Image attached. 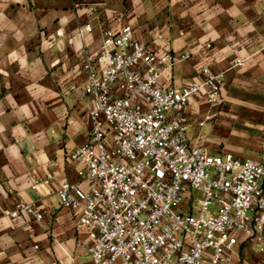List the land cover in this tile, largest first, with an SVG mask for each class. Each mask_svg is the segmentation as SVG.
<instances>
[{"label": "crops", "instance_id": "obj_1", "mask_svg": "<svg viewBox=\"0 0 264 264\" xmlns=\"http://www.w3.org/2000/svg\"><path fill=\"white\" fill-rule=\"evenodd\" d=\"M87 24L91 31L78 39ZM125 24L145 45L176 56L167 85L198 81L204 63L225 73L220 104L197 96L186 108L192 145L262 156L264 0H0V264H92L86 233L60 204L59 181L85 173L70 159L89 134L83 54H95L104 33ZM231 43L242 47L244 66L232 67ZM50 173L52 182L31 188ZM21 201L44 219H12ZM238 262L264 264V255L241 245Z\"/></svg>", "mask_w": 264, "mask_h": 264}, {"label": "built area", "instance_id": "obj_2", "mask_svg": "<svg viewBox=\"0 0 264 264\" xmlns=\"http://www.w3.org/2000/svg\"><path fill=\"white\" fill-rule=\"evenodd\" d=\"M91 29L78 28V39ZM229 49L232 67L244 66L242 47ZM83 55L89 134L70 159L85 173L61 179L58 197L86 233L91 263L238 264L241 245L264 255V152L213 154L188 140L186 108L197 96L220 104L225 73L204 63L198 81L165 84L178 59L145 45L131 24L106 31L99 50ZM24 215L44 219L21 201L10 216Z\"/></svg>", "mask_w": 264, "mask_h": 264}, {"label": "rangeland", "instance_id": "obj_3", "mask_svg": "<svg viewBox=\"0 0 264 264\" xmlns=\"http://www.w3.org/2000/svg\"><path fill=\"white\" fill-rule=\"evenodd\" d=\"M211 107H213V106H211ZM235 120H237V119H235ZM243 122H244V125H246V126H249L248 124H250L249 120H248V121H243ZM233 142H234V143H238L239 141H238V140H234ZM251 142H252V143H253V142L257 143L256 140H252ZM222 147H224V144H222Z\"/></svg>", "mask_w": 264, "mask_h": 264}]
</instances>
